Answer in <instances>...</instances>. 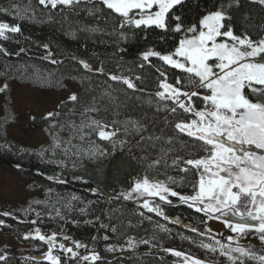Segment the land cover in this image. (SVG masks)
I'll return each mask as SVG.
<instances>
[{
	"label": "trees",
	"instance_id": "1",
	"mask_svg": "<svg viewBox=\"0 0 264 264\" xmlns=\"http://www.w3.org/2000/svg\"><path fill=\"white\" fill-rule=\"evenodd\" d=\"M221 4L230 17L225 23L234 34H247L253 40L264 37V4L259 0H184L169 14L170 29L176 15L187 27L198 24L203 15ZM0 9L7 10L0 11V22L20 27L18 33L7 32V39L0 37V80L7 85L0 116V167L30 179V187L41 190L52 210L57 209L60 226L56 244L82 245L74 250L80 252L74 263L68 252L60 250L64 253L61 264H185L168 250L214 257L221 244L264 256V241L228 242L206 228L208 217L224 219L223 213L206 214L171 195V203L137 193L126 198L134 184L145 177L181 195L194 194L198 175L183 161L202 157L205 152L201 142L175 128L176 123L194 117L156 93L163 91L162 81L176 85L178 78L182 84L177 86L184 90L205 92L189 86L186 73L158 57L143 59L149 50L174 52L183 32H165L155 26L137 28L125 23L103 0H73L70 5L54 8L39 0H0ZM113 75L122 79L112 80ZM123 79L135 87L129 88ZM66 80L79 86L77 100L63 101L51 117H33L34 126L43 129L48 141L32 148L10 137L7 127L16 117L10 86L17 82L61 90ZM193 103L197 109L204 107L197 97ZM93 121L112 126L116 135L111 140L100 139ZM184 167L190 170L182 172ZM144 199L152 207L158 206L162 214L144 208ZM224 212L232 220H247L227 209ZM44 219L26 207L0 206L1 230L22 242L47 248L49 244L35 231L53 230V224ZM129 240L136 244L134 250L104 252L107 246L117 247ZM92 253L99 259H82ZM0 256L5 257L0 264H20L11 250H0ZM241 259L243 264H261L256 258ZM31 261L51 264L44 258Z\"/></svg>",
	"mask_w": 264,
	"mask_h": 264
},
{
	"label": "snow or ice",
	"instance_id": "2",
	"mask_svg": "<svg viewBox=\"0 0 264 264\" xmlns=\"http://www.w3.org/2000/svg\"><path fill=\"white\" fill-rule=\"evenodd\" d=\"M183 2L184 0H103L107 8L119 14L127 24L137 28L155 26L165 32H183L184 35L174 52L161 54L149 50L143 53V59L158 57L165 64L186 73L189 86L195 85L207 93L201 95L199 91H185L183 87L177 86L182 84L179 78L176 85L162 81L160 88L163 91L156 93L161 98L171 99L183 112L194 117L175 124L179 132L201 142L205 152L202 157L183 161L195 169L198 175V182L193 186L194 194L181 195L162 182L153 183L145 177L134 184L132 192L126 198H131L132 193H137L139 197H159L160 200L171 203L168 200L171 195L179 197L183 203L191 202L190 206H197L198 211L206 214L226 215L224 210L227 209L233 215H239L242 220L247 218L256 222L233 224L225 220L226 226L230 227L232 232L243 234L255 230L260 234V240L264 241V38L253 40L247 34H234L233 29L225 23L230 17L224 4L217 10L203 15L198 24L187 27L181 22V17L176 15L173 17L174 27L170 29L169 14ZM39 3H48L54 8L57 4L70 5L73 0H39ZM259 3L264 4V0H259ZM7 32L18 33L20 27L0 22V37L7 39ZM81 63L85 69L89 68L87 63ZM111 79L122 78L113 75ZM123 82L129 88L135 87L128 79H123ZM193 97L202 100V109L195 107ZM69 99L76 101L77 96L73 94ZM171 111L176 112V108ZM53 115L52 112L48 113V117ZM93 123L100 139L111 140L116 135V131L106 130L107 125L97 121ZM253 147L259 151L251 150ZM173 163L176 164L177 161ZM180 170L188 172L190 169L184 167ZM241 206L246 211L241 212ZM143 207L162 214L159 207L150 206L147 199H144ZM35 231L41 241L49 244L45 258L51 261V264H61L59 256L53 255L52 252L56 244V234L46 237L40 234L39 229ZM232 239L231 236L228 237L229 241ZM131 243L129 241L130 245ZM81 246L76 243L77 248ZM59 248L74 257L77 255L73 248L66 247L63 243L59 244ZM220 248L225 255L230 256L231 252L240 254L238 257L230 256L234 264L237 260L243 264L242 257L256 258L264 264V256L256 257L251 250L243 247L226 248L221 244ZM212 250L215 251L214 248ZM174 255L184 256L185 264H188V260H191V264H203L199 259L186 257L180 251H175ZM4 259V256H0V260ZM82 259L96 261L99 256L92 253L90 257L84 256Z\"/></svg>",
	"mask_w": 264,
	"mask_h": 264
},
{
	"label": "rangeland",
	"instance_id": "3",
	"mask_svg": "<svg viewBox=\"0 0 264 264\" xmlns=\"http://www.w3.org/2000/svg\"><path fill=\"white\" fill-rule=\"evenodd\" d=\"M264 38V37H263ZM6 83L0 80V89L5 90ZM4 90L0 91V116L3 113V99H4ZM79 86L71 81L66 80L64 83V88L61 90L53 89H41L38 87H33L28 84L13 83L10 86V100L13 113H15L14 120L8 125L7 133L13 139L22 142L29 147L36 148L42 143L48 141L47 136L45 135L42 128L35 127L33 124V117L35 114L41 116H48L49 112H57L60 104L65 100H70L69 97L73 94L77 95ZM186 91V90H185ZM190 91H197L196 88ZM207 94V93H205ZM202 109V108H199ZM193 119V118H192ZM189 121V120H188ZM106 125V124H102ZM107 131H116L110 125H107ZM253 151H259L254 147L251 149ZM31 180L23 178L7 169L0 167V206L5 207H26L30 211H33L38 217H46L44 222L53 224V230L49 232L48 229H41L40 232L46 233L50 236L53 233L58 234L56 230H59L60 220L56 217L59 216L57 209L51 208L49 206L47 199H45L43 193L39 189H32L30 187ZM155 183V182H153ZM150 204V203H149ZM243 204V202H242ZM151 206V204H150ZM244 207L241 206V209ZM245 209V208H244ZM230 214L226 213L224 219H217L216 217H208L205 220L206 228L220 237L224 238L228 242H238V243H261L259 238L260 234L255 230L245 232L243 234L239 232H232L231 228L226 226L225 220L230 221L233 224L236 223H250L254 224L255 221L245 220V221H236L230 219ZM230 219V220H229ZM43 221V220H42ZM232 237L231 241L228 240V237ZM130 241V240H129ZM127 243L120 246H107L104 248L105 253H114L118 251L134 250L136 244L131 241V245ZM64 243V242H63ZM66 244V243H65ZM69 246L68 244H66ZM65 245V246H66ZM71 246V245H70ZM73 251L76 249L75 246H71ZM6 249L13 251L16 256H18V263L20 264H36L31 261V258L40 259L45 258L49 246L47 248L35 245L32 243L22 242L16 236L12 235L9 232L3 231L0 229V250ZM111 249V250H110ZM60 250L59 244H55L52 252L55 256L63 255L64 253ZM171 250L180 251L186 255V257L201 259L200 261L203 264H234V261L231 257H238V254L231 252L230 256L225 255L221 248L218 249L217 254L214 257H199L194 253H187L186 251L179 250L177 248H171ZM65 251V250H64ZM66 252V251H65ZM76 252V251H74ZM77 255L74 257L71 253L70 262L74 263L78 260L80 252H76ZM84 253V252H83ZM21 256V257H20ZM90 257V256H89ZM29 258V259H28ZM182 262L185 263V257H181ZM242 260V259H241ZM188 264H191V260H188ZM235 264H240V261H235Z\"/></svg>",
	"mask_w": 264,
	"mask_h": 264
}]
</instances>
